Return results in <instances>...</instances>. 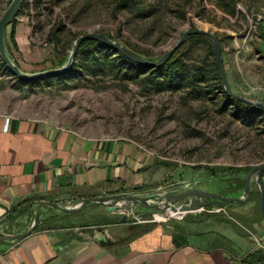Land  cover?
I'll return each instance as SVG.
<instances>
[{
    "label": "rangeland",
    "instance_id": "obj_1",
    "mask_svg": "<svg viewBox=\"0 0 264 264\" xmlns=\"http://www.w3.org/2000/svg\"><path fill=\"white\" fill-rule=\"evenodd\" d=\"M29 1L33 3V0ZM10 3L11 0H0V18ZM205 6L213 11L206 17L210 16L214 23L189 15L191 19L180 26L167 43L161 44L163 35L158 31L152 32L146 41L140 40L138 34L131 35L124 26L119 32L123 18L113 20L108 17L102 0H69L61 7H54L52 14L43 10L41 15V20L46 23L48 20L54 22L58 14L66 26L59 36L58 48L49 41V25L36 29L33 9L16 19L15 44L10 37L11 25L8 26L7 45L23 70L35 72L62 66L72 42L91 31L114 36L117 41L146 51L149 58L157 60L186 30L204 29L216 34L221 42L224 65L233 90L251 100L264 101V0H243L238 5L243 16L238 18L221 13L209 0H205ZM260 23H263L261 30ZM148 28V24L139 23L134 29L144 33ZM191 59L199 65L203 63L209 70L215 61L209 42L196 44ZM216 83L211 81L212 91L200 98L192 95L189 89L155 93V89L152 91L142 79H132L130 74L122 71L118 75L108 71L97 76L87 75L77 82L52 79L26 85L8 74L0 61V114L34 116L87 135L131 139L162 157L173 170L184 167L188 178L191 174L188 167L191 166L202 169L207 178L211 176L209 170H214L219 177L203 183L204 189L221 196L239 197L243 187L236 181L237 176L226 172L225 168L253 169L264 163V118L259 117L252 127L245 125L234 116L230 102ZM202 87L207 88L204 84L199 86ZM238 179L244 182L246 175L242 174ZM186 187L195 186L189 183L167 190L181 191ZM252 191L258 192L254 184ZM253 202L260 215L258 196L254 195ZM96 205L89 209H100ZM220 206L210 210L220 209ZM118 209L125 210L124 217L134 221L128 209ZM144 211L137 206L135 215H142L139 212ZM147 212L145 218H152L153 212ZM161 216L156 215L159 220Z\"/></svg>",
    "mask_w": 264,
    "mask_h": 264
},
{
    "label": "crops",
    "instance_id": "obj_2",
    "mask_svg": "<svg viewBox=\"0 0 264 264\" xmlns=\"http://www.w3.org/2000/svg\"><path fill=\"white\" fill-rule=\"evenodd\" d=\"M188 168L189 178L184 167L173 170L131 139L0 114V233H26L43 202L74 207L85 199L149 196L161 186L204 189L214 179ZM91 205L76 214L44 207L33 234L0 242V264H264V221L253 201L144 224L122 222L125 210Z\"/></svg>",
    "mask_w": 264,
    "mask_h": 264
},
{
    "label": "trees",
    "instance_id": "obj_3",
    "mask_svg": "<svg viewBox=\"0 0 264 264\" xmlns=\"http://www.w3.org/2000/svg\"><path fill=\"white\" fill-rule=\"evenodd\" d=\"M69 0H33L31 3L29 0H23L21 11L18 15L21 16L24 13H30L31 9L36 12L37 25L36 29L42 28L46 24L50 26L49 41L59 47L60 39L59 36L66 30V26L63 24L62 19L57 14L56 20L47 21L46 23L41 20L43 10H47L52 14L54 7H61L64 3ZM104 2L108 17L113 20L123 18L119 24V32L121 27L124 26L131 35L139 36L140 40L146 41L152 32H157L163 35L161 44H165L172 37L173 33L180 27L185 25L191 18L189 15L196 16L201 20H206L210 23H214L207 14L213 13L209 11L205 6V0H102ZM214 7L221 13L235 18L243 14L238 10V5L243 0H209ZM49 9V10H48ZM49 18V17H48ZM15 20L11 25L12 31L10 34L11 41L15 44ZM139 23H146L149 28L144 33H137L134 28ZM218 25V24H217ZM263 23L259 24L260 30L262 29ZM35 30V26H34ZM264 30V29H262ZM109 38L116 40L114 36L106 33H102ZM120 34V33H118ZM142 34V35H139ZM264 39V35H262ZM201 41H208L211 47L212 55L214 57L213 46L210 40L204 36H192L189 37L188 41L180 47L174 55L171 57L169 62L162 68L153 69L145 66H141L128 61L126 58L117 53L113 48L108 47L104 44L95 41H86L82 43L73 68L66 74L60 75L55 79L58 81L68 80L79 81L87 75L97 76L99 73H106V71L113 74H120L121 71L131 75L132 79H142L143 83L149 88L155 89V93L162 91L177 92L179 90L189 89L193 92L197 98L208 95L211 89V81H217V87L220 89L225 96L226 93L223 90L220 77L216 68L215 61L211 63L210 69L207 70L203 63L193 61L191 54H193V48L196 44ZM130 51L139 57L152 60L147 55L146 51H138L135 48L123 43ZM144 55V56H142ZM147 56V57H145ZM1 58V57H0ZM215 58V57H214ZM91 59V60H90ZM161 59V58H160ZM1 61L2 67L5 71L12 76L5 64ZM99 64V65H98ZM97 65L100 67L98 69ZM126 68V69H125ZM107 69V70H106ZM15 78V77H14ZM20 84H34L19 81ZM43 82V81H42ZM47 82V81H44ZM39 83V82H35ZM206 85V87L199 88L200 85ZM199 89H196V88ZM193 90V91H192ZM207 91V93H206ZM190 92V91H189ZM234 110V116L237 119L244 121V124L252 127L254 126L259 117L264 118V111L261 108H257L251 105H247L240 101L233 100L227 97ZM252 168H225V171H229L231 175L238 176L239 174H246L250 172ZM210 175L213 178H218L214 170H209ZM239 186L244 188L245 182L240 181L238 178ZM254 195L259 198V211L261 214V195L259 192L254 194L252 192V199L254 201ZM227 204L222 205L226 206Z\"/></svg>",
    "mask_w": 264,
    "mask_h": 264
},
{
    "label": "water",
    "instance_id": "obj_4",
    "mask_svg": "<svg viewBox=\"0 0 264 264\" xmlns=\"http://www.w3.org/2000/svg\"><path fill=\"white\" fill-rule=\"evenodd\" d=\"M23 0H11L8 9L4 12L3 16L0 18V57L2 62L5 64L9 72L17 78L19 81L27 83L42 82L47 80L55 79L56 77L68 73L74 66L78 51L82 43L86 41H95L104 44L108 47L113 48L117 53L126 58L128 61L153 68L158 69L166 65L171 59L174 53L182 47L192 36H204L207 37L212 46L215 57L216 68L220 77V81L224 92L227 97L251 105L257 108H261L264 111V101L251 100L245 96L236 93L231 87L222 55V46L218 36L208 30L204 29H189L186 30L180 37H177L175 42L171 45L167 53L157 61H151L146 58L139 57L130 51L123 43L117 40H113L108 36L97 32L91 31L87 34L78 36L71 46L69 56L66 62L56 68L46 69L42 71L27 72L23 70L13 58L8 48L6 30L8 26L12 25L13 22L18 18L21 11ZM242 174H239V178ZM246 182L243 188V193L239 197L233 196H221L212 193L208 190L196 188V187H186V189L181 191H167L165 193H156L149 196H139L122 194L113 197H103L95 199H85L80 201L74 207L63 206L59 203H41L38 211L36 212L35 219L31 228L23 234L8 236L0 233V242L4 241H18L23 240L33 234L39 223L41 211L44 207H52L66 214H76L83 211L89 204H99L112 208H127L140 206L153 213H163L168 214L169 210H178L181 214L191 213V212H212L210 208L213 206H220L224 204H244L250 201L252 197V184L257 187L258 192L261 195V215L264 221V163L260 166L253 168L250 172L246 173ZM142 217H147L148 214L141 215ZM127 217L122 218V222L127 221Z\"/></svg>",
    "mask_w": 264,
    "mask_h": 264
},
{
    "label": "built area",
    "instance_id": "obj_5",
    "mask_svg": "<svg viewBox=\"0 0 264 264\" xmlns=\"http://www.w3.org/2000/svg\"><path fill=\"white\" fill-rule=\"evenodd\" d=\"M167 189H168V187H166V186H161V187L158 189V191H157L156 193H165V192H167ZM156 193H155V194H156ZM125 209H126V210L128 209V211H129V215L133 218V220H134V222H135L136 224H144V223H149V222H155V221H158L159 219H157V217H156L157 214H161V215L167 217V215H166V214H163V213H153V214H152V218H145V217H142L141 215L136 216V215H135V208H134V207H127V208H125ZM221 211H223V209L213 210L212 212L219 213V212H221ZM167 219H168V218H165V219L160 220V221H166ZM263 247H264L263 243H262V242H258V248H263Z\"/></svg>",
    "mask_w": 264,
    "mask_h": 264
},
{
    "label": "bare ground",
    "instance_id": "obj_6",
    "mask_svg": "<svg viewBox=\"0 0 264 264\" xmlns=\"http://www.w3.org/2000/svg\"><path fill=\"white\" fill-rule=\"evenodd\" d=\"M181 213L178 211V210H176V211H173V210H169L168 211V214H167V217L166 216H161L160 217V220H163V219H165V218H170V217H176V216H179Z\"/></svg>",
    "mask_w": 264,
    "mask_h": 264
}]
</instances>
